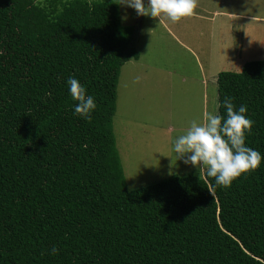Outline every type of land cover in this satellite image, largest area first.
I'll return each mask as SVG.
<instances>
[{"label": "trees", "instance_id": "16d2710c", "mask_svg": "<svg viewBox=\"0 0 264 264\" xmlns=\"http://www.w3.org/2000/svg\"><path fill=\"white\" fill-rule=\"evenodd\" d=\"M119 1L0 0V264H264V160L228 187L205 173L126 187L112 125L139 53ZM216 85L218 113L246 105L245 144L264 156V60Z\"/></svg>", "mask_w": 264, "mask_h": 264}, {"label": "rangeland", "instance_id": "374dc122", "mask_svg": "<svg viewBox=\"0 0 264 264\" xmlns=\"http://www.w3.org/2000/svg\"><path fill=\"white\" fill-rule=\"evenodd\" d=\"M120 3L139 53L120 69L112 125L126 187L203 175L178 158L173 141L193 119L218 112L219 72L264 60V0H197L194 14L177 23Z\"/></svg>", "mask_w": 264, "mask_h": 264}, {"label": "clouds", "instance_id": "9594fccd", "mask_svg": "<svg viewBox=\"0 0 264 264\" xmlns=\"http://www.w3.org/2000/svg\"><path fill=\"white\" fill-rule=\"evenodd\" d=\"M121 7L131 8L137 16H149L177 23L194 14L197 0H121ZM121 20H126L127 13ZM66 85L71 98L76 102L73 113L90 119L97 108L93 95L84 85L69 76ZM225 115L205 112L202 119H193L187 130L175 137L172 148L185 165L191 164L204 171L206 177L214 178L215 186L228 187L241 174L257 169L264 156L245 144V134L251 131L254 121L245 113L246 105L235 107L231 97L223 100ZM186 157V158H184ZM55 245L50 255L57 253Z\"/></svg>", "mask_w": 264, "mask_h": 264}]
</instances>
